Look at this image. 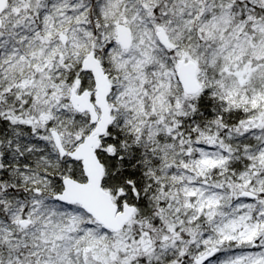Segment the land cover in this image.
<instances>
[{
  "label": "snow or ice",
  "instance_id": "1",
  "mask_svg": "<svg viewBox=\"0 0 264 264\" xmlns=\"http://www.w3.org/2000/svg\"><path fill=\"white\" fill-rule=\"evenodd\" d=\"M0 264H264V0H0Z\"/></svg>",
  "mask_w": 264,
  "mask_h": 264
}]
</instances>
